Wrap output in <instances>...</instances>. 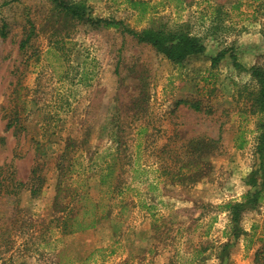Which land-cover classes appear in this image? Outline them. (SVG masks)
Listing matches in <instances>:
<instances>
[{"label":"rangeland","instance_id":"1","mask_svg":"<svg viewBox=\"0 0 264 264\" xmlns=\"http://www.w3.org/2000/svg\"><path fill=\"white\" fill-rule=\"evenodd\" d=\"M61 2H83L85 17ZM123 26L183 27L206 49L175 62ZM254 64L264 2L0 0V264H264V227L250 225L264 192L240 222L224 206L262 174L258 115L245 110ZM68 146L109 205L72 233L56 209ZM106 161L114 172L102 180Z\"/></svg>","mask_w":264,"mask_h":264},{"label":"trees","instance_id":"2","mask_svg":"<svg viewBox=\"0 0 264 264\" xmlns=\"http://www.w3.org/2000/svg\"><path fill=\"white\" fill-rule=\"evenodd\" d=\"M254 2L262 3L264 0H252ZM71 15L76 18L85 17L86 6L82 2L73 4H67L61 2ZM97 21H101L105 26L121 25L122 21L116 18H99ZM123 28L130 32L140 42L151 43L158 49L159 52L166 55L169 59L175 62H182L185 58L192 54L204 53L206 46L202 43L201 39L190 34V31L180 28H165V27H148L142 30H136L123 26ZM23 42L22 45H24ZM226 52H220L216 57L212 58V65H216L217 62L225 56ZM234 64L242 67L235 54H231ZM248 70L251 81L249 85L245 86L247 98L246 109L251 114L258 115L256 122V130L258 132L257 142L255 145V152L260 158V170L262 174L260 176L255 174L252 178L246 180V184L251 186L249 190L242 195V201H229L224 206L228 208L231 213V221L240 222L242 220V213L244 210L254 209L263 202L264 182V64H254L245 68ZM249 86V87H248ZM241 91V90H240ZM236 138V136H235ZM236 145L242 147L243 144ZM68 149L63 151L62 157L59 162L58 172V190L56 193V209L63 214L62 231L66 233L79 232L87 230L96 226L98 220L105 215L109 205L104 204L105 194L99 200H96L90 193L84 176V164L77 162L73 157H68ZM114 172V168L111 162L106 161L104 168H102L100 174L102 180L109 177ZM1 170H0V193L4 192V184L1 182ZM36 174L34 169L32 174ZM33 177L30 178L32 181ZM262 182H260V180ZM27 183L18 182L17 187L26 186ZM30 186V190L33 194L38 192L39 186ZM115 189L114 182L107 185V189L104 192L109 195ZM246 207V208H245ZM259 252H256V260L258 259Z\"/></svg>","mask_w":264,"mask_h":264},{"label":"crops","instance_id":"3","mask_svg":"<svg viewBox=\"0 0 264 264\" xmlns=\"http://www.w3.org/2000/svg\"><path fill=\"white\" fill-rule=\"evenodd\" d=\"M250 225H251V227L254 228V231H256V229L264 227V213H262V214L257 213L255 215L252 214L250 216ZM259 243L264 244V237L261 239V241ZM247 250H248V254H249L248 259H251L255 254L254 253L255 247L247 246Z\"/></svg>","mask_w":264,"mask_h":264}]
</instances>
